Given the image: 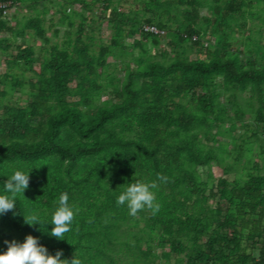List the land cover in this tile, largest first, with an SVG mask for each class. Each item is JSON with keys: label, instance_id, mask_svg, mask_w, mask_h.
Segmentation results:
<instances>
[{"label": "trees", "instance_id": "1", "mask_svg": "<svg viewBox=\"0 0 264 264\" xmlns=\"http://www.w3.org/2000/svg\"><path fill=\"white\" fill-rule=\"evenodd\" d=\"M119 1L100 0L111 37L97 52L81 38L88 17L65 10L77 3L90 10L91 3L64 0L59 22L73 26L79 16L76 36L66 30L61 46L41 47L38 55L33 45H16L5 59L0 193L13 170L33 169L24 197L0 215V252L31 234L50 254H76L83 264H264V0H141L134 14L119 10ZM0 2L7 5L0 30L11 29L3 19L24 0ZM203 7L208 15H200ZM42 20L28 18L13 34L32 28L34 38L47 39ZM164 36L170 53L150 54L147 43L157 47ZM131 37L137 54L124 42ZM238 42L242 48H233ZM11 45L0 39L3 51ZM109 55L127 59L121 81L102 78ZM110 85L114 100L100 102ZM21 89L28 94L23 104L12 100ZM237 125L243 133L235 136ZM217 135L225 138L215 144ZM212 165L231 178L210 179ZM158 174L169 179L157 190V214L133 217L117 205L130 182ZM64 192L79 211L65 239H57L50 223ZM32 213L41 224L24 222ZM158 247L168 249L156 253Z\"/></svg>", "mask_w": 264, "mask_h": 264}, {"label": "rangeland", "instance_id": "2", "mask_svg": "<svg viewBox=\"0 0 264 264\" xmlns=\"http://www.w3.org/2000/svg\"><path fill=\"white\" fill-rule=\"evenodd\" d=\"M34 2L36 1V5L35 7H27V4H29L30 2ZM64 0H24V2L21 3H17L14 7H12V9H10L7 13V15L5 16V18L3 19L4 24L6 26L11 27V29H2L0 30V39L3 37H6L9 39V42L12 44L10 49H7L6 51H3L0 48V72L4 71V66H5V59L9 58L8 54L9 53H14V47L16 45H21V46H26V45H33L35 47V50L37 51L36 55L38 54H43V52L39 51L41 47H45V48H49L52 44H58V45H62L63 39L65 38V32L66 30L71 31V35L72 37L76 36V30L78 29V24L80 22V18L79 16H74L72 17V19L74 20L73 26L68 25L67 20L64 21V23L59 22V18L61 16V12L60 10L62 9V7L64 6L63 4ZM86 2L91 3L90 4V10H84V11H80V5L74 4L73 6H66L65 10L66 12H71L72 9L78 11V12H83V14L88 17L87 21H86V26L84 27V31L81 34V38L83 39L84 42H87L90 44V48L92 52H97L100 45L103 43L108 42V40L111 37V28L108 25V23L105 20H101L99 18V15L102 11V5L100 0H86ZM116 3V2H115ZM116 5H118V9L125 11V12H131V14L135 11H140L141 6L143 5V3H141V0H120L119 3H117ZM182 7H180L179 9L181 10ZM70 10V11H69ZM109 9L106 11V14L108 15L109 13ZM141 12V11H140ZM209 11L207 10L206 7H203L200 9V15L204 16V15H208ZM35 16H39L41 18H43V22L42 25L45 29V35L47 37V39H41V38H34L32 36L33 33V29L32 28H27L25 29V35L24 36H20V35H14L13 31H15L14 29H20L23 26V22L28 19V18H34ZM253 21H257L255 20V18H253V20L248 19L247 20V28L244 31V35H247L249 32V24H251V22ZM90 28H93V30L91 31ZM54 29H58L59 33L58 35H54ZM235 36H238L239 34L237 32L234 33ZM91 35V37H90ZM261 40L264 41V36H262L260 38ZM133 38H126L125 39V44L127 46H129V50L132 51L134 54L138 53V49L133 45ZM168 41V36H164L159 45L157 47H154L150 42L147 43V47L149 49L150 54L156 53V49H165L167 52L170 53L169 50H171L170 47H166V42ZM243 43L238 42V43H234L232 45L233 48H242ZM169 55V54H168ZM196 54H191V57H195ZM247 55L246 51H243V53H241L240 57L245 58ZM199 57L201 58H205L204 54H199ZM158 59H161V57H158ZM123 60H127V59H122V57H117L114 55H109L107 57V61L110 64L109 67H107L106 69H104V75L102 76V78L105 79V81L107 82V78L112 75L114 77V81L113 82H117V81H121L123 79L124 76V68L122 65V61ZM35 68L38 67V63L36 62L35 64ZM17 71V69H15ZM31 73L30 72H25L24 76H30ZM108 83V82H107ZM116 85V84H115ZM114 85V86H115ZM114 87L112 85L107 86L106 89L104 91H102L99 95V100L104 101V100H114V92H113ZM26 89H21V90H16L14 91L13 95H12V100H18V102H20L21 104L25 103L26 99L28 98V94L26 93ZM225 94H223L220 97V101L223 102L225 101ZM231 111H229V113H233V110L230 109ZM229 122H225L224 126H228ZM213 132H215V129L213 130ZM243 133V128L239 127L238 125L236 126L235 130L232 131V134H234L235 136H238L240 134ZM227 136V135H226ZM203 139V136L201 137ZM217 141L215 142V144L218 143V140H222L223 138H225V136L222 135H217L216 136ZM229 139V138H228ZM227 141V140H226ZM237 142H240V140H237ZM227 147L234 150V146L233 144L227 142ZM256 150V149H254ZM256 152V151H255ZM254 158H256V155L253 154L252 155ZM257 159V158H256ZM264 161L262 159H260V164H263ZM205 170L206 168H203L201 171V176L203 179L207 178V175L205 174ZM210 173L212 174V177L210 179L214 180L216 178H220V177H224V178H231V175H227L225 173H223L222 169L220 167H217L216 165H212V168L210 169ZM142 226V223H138V225L132 226L134 229L136 227ZM163 249H168V247H164ZM162 248L158 247L155 248L154 251L156 253L161 252V250H163ZM170 262L173 263L174 259H170Z\"/></svg>", "mask_w": 264, "mask_h": 264}, {"label": "clouds", "instance_id": "3", "mask_svg": "<svg viewBox=\"0 0 264 264\" xmlns=\"http://www.w3.org/2000/svg\"><path fill=\"white\" fill-rule=\"evenodd\" d=\"M33 168H17L4 182V191L0 193V215L12 211L16 207V199L24 197L25 189L29 187L30 172ZM168 177L158 174L155 180H136L130 182L119 194L116 203L118 206H127L130 216L144 210H149L153 215L160 211L161 205L157 200V190L162 183L168 182ZM79 211L69 203L67 192L60 194L56 201V207L52 213L51 223L53 227L50 235L57 239H65V234L72 230V224L76 213ZM24 222L30 226L41 224L40 217L35 214L24 215ZM91 222V221H89ZM62 252L55 255L39 243V239L29 234L23 242L15 240L8 242L7 250L0 252V264H83L82 260L74 254L71 260L62 259Z\"/></svg>", "mask_w": 264, "mask_h": 264}, {"label": "built area", "instance_id": "4", "mask_svg": "<svg viewBox=\"0 0 264 264\" xmlns=\"http://www.w3.org/2000/svg\"><path fill=\"white\" fill-rule=\"evenodd\" d=\"M9 4V3H8ZM7 5H5V4H2L1 2H0V7H3V9H4V11L6 10V7Z\"/></svg>", "mask_w": 264, "mask_h": 264}]
</instances>
